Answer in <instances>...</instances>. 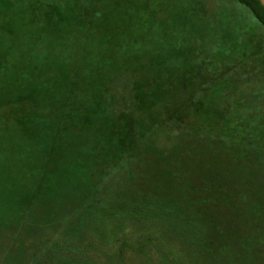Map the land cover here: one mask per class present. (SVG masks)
<instances>
[{"label": "trees", "instance_id": "trees-1", "mask_svg": "<svg viewBox=\"0 0 264 264\" xmlns=\"http://www.w3.org/2000/svg\"><path fill=\"white\" fill-rule=\"evenodd\" d=\"M238 1L264 26L261 0ZM20 5L0 0V108L6 99L21 113L18 119L31 117L43 127L46 140L36 149L49 147V153L43 154L40 171L48 170L66 124H82L84 142L76 152L82 160L67 162L68 167L61 162L56 169L82 172L79 181L87 191L117 186L120 177L141 191L149 187L148 173L161 179L193 174L204 188L228 190L225 177L264 169V114L218 115L219 108L248 106L257 95L246 87L264 76L243 75L249 64L260 67L264 58H247L242 69L214 70L212 56L232 50L224 32L208 33L209 13L199 14L203 28L196 35L182 38L203 45L211 41L213 50L184 48L175 36L166 44L163 34L135 29L129 0H22ZM17 15L24 25L18 31L7 24ZM213 22L224 29L219 19ZM172 126L188 135V159L165 157L154 144L155 136ZM211 145L217 150L213 161Z\"/></svg>", "mask_w": 264, "mask_h": 264}, {"label": "rangeland", "instance_id": "rangeland-1", "mask_svg": "<svg viewBox=\"0 0 264 264\" xmlns=\"http://www.w3.org/2000/svg\"><path fill=\"white\" fill-rule=\"evenodd\" d=\"M10 1L21 8L22 0ZM129 1L135 29L163 34L166 44L175 36L184 48L213 50L211 41L203 45L182 38L196 35L203 28L199 14L209 13L208 33L224 32L232 50L212 56L217 72L233 66L242 69L247 58H264V26L238 0ZM214 17L224 29L214 25ZM9 22L17 31L24 26L18 15ZM248 68L243 77L264 76V64ZM246 88L257 94L248 106L219 108L221 118L264 114V80ZM17 114L21 115L5 99L0 130L19 137L0 133V264H264V169L225 177L231 182L228 190L204 188L193 174L161 179L148 173L147 187L157 183L156 189L138 191L120 177L114 184L122 187L87 191L80 183L82 172L73 175L56 169L61 162L68 167L67 162L82 160L76 154L84 142L82 124L65 125L48 170L40 171L43 154L49 153V147L36 149L46 140L41 136L44 129L31 117L18 119ZM182 130L167 127L155 136L154 144L165 157L188 159V135ZM211 150L213 161L217 150L212 145Z\"/></svg>", "mask_w": 264, "mask_h": 264}, {"label": "crops", "instance_id": "crops-1", "mask_svg": "<svg viewBox=\"0 0 264 264\" xmlns=\"http://www.w3.org/2000/svg\"><path fill=\"white\" fill-rule=\"evenodd\" d=\"M264 2V1H263Z\"/></svg>", "mask_w": 264, "mask_h": 264}]
</instances>
